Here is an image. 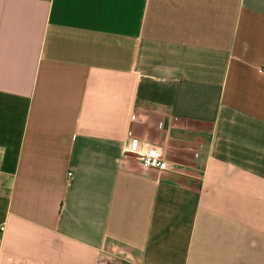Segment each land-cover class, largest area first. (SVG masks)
Returning a JSON list of instances; mask_svg holds the SVG:
<instances>
[{
	"label": "crops",
	"instance_id": "crops-1",
	"mask_svg": "<svg viewBox=\"0 0 264 264\" xmlns=\"http://www.w3.org/2000/svg\"><path fill=\"white\" fill-rule=\"evenodd\" d=\"M0 264H264V0H0Z\"/></svg>",
	"mask_w": 264,
	"mask_h": 264
},
{
	"label": "built area",
	"instance_id": "built-area-1",
	"mask_svg": "<svg viewBox=\"0 0 264 264\" xmlns=\"http://www.w3.org/2000/svg\"><path fill=\"white\" fill-rule=\"evenodd\" d=\"M126 148L128 152L139 154L143 165L148 168L156 170L174 169V166L167 161L161 147L149 142H142L130 130L127 132ZM72 175V172L68 173V180L71 179Z\"/></svg>",
	"mask_w": 264,
	"mask_h": 264
},
{
	"label": "water",
	"instance_id": "water-1",
	"mask_svg": "<svg viewBox=\"0 0 264 264\" xmlns=\"http://www.w3.org/2000/svg\"><path fill=\"white\" fill-rule=\"evenodd\" d=\"M130 155H132V156H136V157H141L139 154H137V153H133V152H128Z\"/></svg>",
	"mask_w": 264,
	"mask_h": 264
}]
</instances>
